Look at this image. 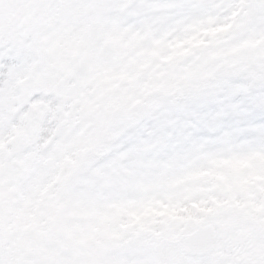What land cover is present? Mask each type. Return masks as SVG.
I'll return each mask as SVG.
<instances>
[{
  "label": "snow or ice",
  "instance_id": "snow-or-ice-1",
  "mask_svg": "<svg viewBox=\"0 0 264 264\" xmlns=\"http://www.w3.org/2000/svg\"><path fill=\"white\" fill-rule=\"evenodd\" d=\"M0 264H264V0H0Z\"/></svg>",
  "mask_w": 264,
  "mask_h": 264
}]
</instances>
